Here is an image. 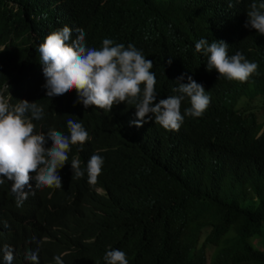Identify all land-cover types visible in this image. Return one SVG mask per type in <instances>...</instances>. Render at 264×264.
Wrapping results in <instances>:
<instances>
[{"label": "trees", "instance_id": "obj_1", "mask_svg": "<svg viewBox=\"0 0 264 264\" xmlns=\"http://www.w3.org/2000/svg\"><path fill=\"white\" fill-rule=\"evenodd\" d=\"M253 2L264 0H0V94L44 107L36 134L68 135L71 118L90 137L71 146L58 170L62 188L35 189L33 180L34 194L17 207L4 178L0 242L10 235L13 264H34L26 256L37 248L39 264L56 256L106 264L112 249L129 264H264V35L244 27ZM64 26L71 39L82 28L88 47L108 38L140 50L153 62L155 102L177 95L184 74L181 83L192 76L203 85L209 106L169 131L148 117L131 125L134 105L85 109L75 90L48 98L38 46ZM201 38L226 42L229 56L241 52L257 73L241 83L207 70L208 56L195 50ZM190 107L186 98L181 114ZM93 154L104 159L95 186L86 171ZM73 158L80 179H72Z\"/></svg>", "mask_w": 264, "mask_h": 264}, {"label": "clouds", "instance_id": "obj_2", "mask_svg": "<svg viewBox=\"0 0 264 264\" xmlns=\"http://www.w3.org/2000/svg\"><path fill=\"white\" fill-rule=\"evenodd\" d=\"M262 10L264 2L259 5L253 2L244 25L257 30L260 35H264ZM72 31L69 26H64L47 35L38 46L46 79L43 87L48 98L62 97L75 90L77 102L82 103L85 109L92 107L111 112L114 105H134L137 119L131 121V125L142 127L147 122L145 117H148L169 131H179L185 116L201 117L209 106L210 97L203 85L192 76H187V83H181L185 79L184 74L178 77L177 87L173 88L177 95L155 102L158 93L155 74L150 71L153 62L146 59L140 50L132 44L127 48L124 44H114L108 38L103 39L100 49L88 47L85 31L76 28L77 36L71 39ZM227 49L228 44L222 40L209 44L207 39L201 38L195 43L196 52L208 56L207 70L215 69L219 77L228 80L247 82L257 73L258 64L249 62L239 51L229 56ZM171 63L169 59L168 64ZM186 98L190 100L191 107L182 115L181 105ZM44 115V107L36 102L18 100L12 105L0 94V185L5 183L4 178L12 182L11 192L15 195L17 207L23 205L30 193L34 194V188H62L58 170L67 163L71 146H82L90 140L82 123L71 118L67 120L68 135L55 129H50L46 135L36 134L33 120H42ZM49 143L50 148L46 147ZM80 151H83L82 147ZM103 165L104 159L99 154L90 157L86 165L89 185L97 184ZM71 168L72 179L85 175L78 158L72 159ZM9 238L10 235L0 242L5 264H13L14 260ZM35 239L33 237V241ZM38 251L39 248L29 252L26 259L39 264ZM54 259L56 264H63L60 256ZM104 260L106 264H129L125 252L119 249L107 251Z\"/></svg>", "mask_w": 264, "mask_h": 264}, {"label": "rangeland", "instance_id": "obj_3", "mask_svg": "<svg viewBox=\"0 0 264 264\" xmlns=\"http://www.w3.org/2000/svg\"><path fill=\"white\" fill-rule=\"evenodd\" d=\"M258 111H260V110H258ZM262 112H263V114H264V108L262 109ZM263 235H264V233H263ZM264 237V236H263ZM263 239V241H264V238H262Z\"/></svg>", "mask_w": 264, "mask_h": 264}]
</instances>
